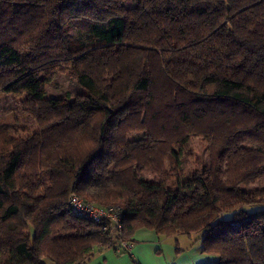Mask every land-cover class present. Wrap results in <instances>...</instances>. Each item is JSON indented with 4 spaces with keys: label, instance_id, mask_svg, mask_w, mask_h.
Returning <instances> with one entry per match:
<instances>
[{
    "label": "trees",
    "instance_id": "16d2710c",
    "mask_svg": "<svg viewBox=\"0 0 264 264\" xmlns=\"http://www.w3.org/2000/svg\"><path fill=\"white\" fill-rule=\"evenodd\" d=\"M53 65L98 92L28 93L35 130L0 124V264H82L139 228L264 264V0H0V91ZM72 193L121 206V230Z\"/></svg>",
    "mask_w": 264,
    "mask_h": 264
},
{
    "label": "rangeland",
    "instance_id": "374dc122",
    "mask_svg": "<svg viewBox=\"0 0 264 264\" xmlns=\"http://www.w3.org/2000/svg\"><path fill=\"white\" fill-rule=\"evenodd\" d=\"M47 75V76H46ZM46 75H40L29 82L23 88H11L0 91V124H15L16 135H26L35 130L36 125L30 116L22 111V103L28 93L42 95L47 99L55 101L73 100L77 93L85 92L87 89L93 94H97V89L93 85L81 87L72 76L70 66L53 65ZM41 85V88L38 86ZM191 157L190 162L198 160L201 166L207 164V146L200 138L191 136ZM194 157V159H192ZM145 176L153 181H159V178L145 172ZM11 181V178L8 180Z\"/></svg>",
    "mask_w": 264,
    "mask_h": 264
},
{
    "label": "crops",
    "instance_id": "0c3cea01",
    "mask_svg": "<svg viewBox=\"0 0 264 264\" xmlns=\"http://www.w3.org/2000/svg\"><path fill=\"white\" fill-rule=\"evenodd\" d=\"M196 234L159 235L152 229H137L129 251L113 246L96 248L82 264H199L217 255L201 250Z\"/></svg>",
    "mask_w": 264,
    "mask_h": 264
},
{
    "label": "built area",
    "instance_id": "2783aa9c",
    "mask_svg": "<svg viewBox=\"0 0 264 264\" xmlns=\"http://www.w3.org/2000/svg\"><path fill=\"white\" fill-rule=\"evenodd\" d=\"M68 205L78 216L96 223L102 222V230H107L109 228L116 232L121 230L122 210L119 205L100 206L86 201L74 193L69 195ZM131 245V241L121 240L120 245L116 249L129 251Z\"/></svg>",
    "mask_w": 264,
    "mask_h": 264
}]
</instances>
